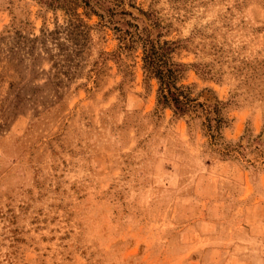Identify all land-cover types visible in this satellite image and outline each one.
Segmentation results:
<instances>
[{
    "label": "rangeland",
    "instance_id": "374dc122",
    "mask_svg": "<svg viewBox=\"0 0 264 264\" xmlns=\"http://www.w3.org/2000/svg\"><path fill=\"white\" fill-rule=\"evenodd\" d=\"M83 1L0 0V264H264V0ZM127 23L219 71L181 82L215 140L155 107Z\"/></svg>",
    "mask_w": 264,
    "mask_h": 264
},
{
    "label": "trees",
    "instance_id": "16d2710c",
    "mask_svg": "<svg viewBox=\"0 0 264 264\" xmlns=\"http://www.w3.org/2000/svg\"><path fill=\"white\" fill-rule=\"evenodd\" d=\"M43 1L48 3L47 5H53L58 0ZM119 14L128 15L126 12H120ZM98 17L101 18L100 15ZM126 25L134 28V31H124L120 38V43H123V49H126L127 45L125 44L129 43L137 45L134 50H140L139 60L143 80L144 82L154 80L156 83L155 107L159 111L168 109L176 117L188 115L198 118L202 116L204 129L208 131L207 134L210 138L215 140L214 132H218L220 128L226 125V120L221 115L222 106L218 101L213 104L199 102L197 96H191L190 87L181 82L188 66L193 69L196 75L216 81H219V71L213 72L210 63L185 65L175 61L172 55L182 48L180 43L183 40L160 41L161 35L159 34L152 37L150 31L146 28L143 30L144 33H141L138 32L136 25H131L130 23ZM151 26L153 29L161 28L156 18L151 21ZM114 29L118 31L116 28Z\"/></svg>",
    "mask_w": 264,
    "mask_h": 264
}]
</instances>
